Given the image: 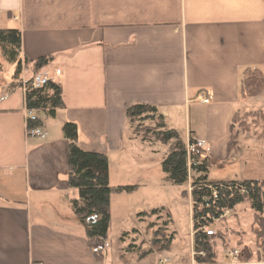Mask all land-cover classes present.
<instances>
[{
	"label": "crops",
	"instance_id": "1",
	"mask_svg": "<svg viewBox=\"0 0 264 264\" xmlns=\"http://www.w3.org/2000/svg\"><path fill=\"white\" fill-rule=\"evenodd\" d=\"M8 28L20 30L22 67L15 81L16 70L0 71V264L108 262V250L92 253L71 208L78 194L63 122L77 125L83 150L107 156L111 201L118 187L139 185L116 182L111 168L125 140L139 141L126 125L129 106L154 105L167 125L184 121L185 143L204 139L210 160L221 159L247 100L244 70L264 74V0H0V29ZM42 56L52 60L38 72L61 85L64 102L54 118L39 115L44 138L26 135L23 87L12 86L31 76L24 60ZM229 155L241 167L234 179L264 180L248 167L263 156Z\"/></svg>",
	"mask_w": 264,
	"mask_h": 264
},
{
	"label": "trees",
	"instance_id": "2",
	"mask_svg": "<svg viewBox=\"0 0 264 264\" xmlns=\"http://www.w3.org/2000/svg\"><path fill=\"white\" fill-rule=\"evenodd\" d=\"M0 53L6 63L15 66V81L22 67L19 29H0ZM51 60L52 57L42 56L34 61L25 59L24 64L32 71V76L47 66ZM29 84L28 79L24 95L25 106L36 114L37 119L27 124L29 127H36L41 125L39 115L54 118L57 112L64 108L62 88L59 83L52 80L36 89L31 88ZM12 86L15 88L21 86V83L13 82ZM241 92L250 96L264 93V74L258 67L244 70ZM125 118L127 127L136 138L152 144L159 142L166 146V154L161 162L162 170L166 174L165 180L173 185L189 183L192 248L195 253H204V256L197 255L196 262L216 264L219 261L218 245L227 246L229 237L235 238L234 246L241 248L242 257L258 258V254L251 249V244L243 242V231L215 229L214 233L207 234L203 228L213 230L214 223L223 219L220 216L224 211L235 212L238 205L247 203L252 211L250 226L252 240L264 249V180H208L209 158L195 154L188 157L186 143L181 133L167 126L164 116L154 105L133 104L126 109ZM231 121L227 152L233 155L241 151V137L248 139L257 134V130L261 128L260 124L264 123V111L260 108L246 109L242 106L233 113ZM61 131L67 142L68 183L78 194L77 198L70 200L71 208L85 230L88 246L93 247L107 239L110 225V196L113 188L109 185L108 158L105 154L86 151L79 146L78 129L74 122H63ZM133 188L122 186L116 190L130 192ZM158 211L154 209L150 213H140L139 216L155 214ZM172 239L173 235L166 233V225L163 224L153 231L150 245L139 253V258H146L153 253L169 252ZM133 247L135 245L130 244L128 248L133 251L131 250Z\"/></svg>",
	"mask_w": 264,
	"mask_h": 264
},
{
	"label": "rangeland",
	"instance_id": "3",
	"mask_svg": "<svg viewBox=\"0 0 264 264\" xmlns=\"http://www.w3.org/2000/svg\"><path fill=\"white\" fill-rule=\"evenodd\" d=\"M2 57L0 53V58ZM9 66V65H8ZM3 65L1 73L12 75L15 68H8ZM263 70V69H262ZM264 71V70H263ZM246 102L243 106L246 109H262L264 111V93L257 96H250L243 93ZM178 124V125H177ZM168 127L176 128L184 135V121ZM257 130L252 138H240L242 150L248 155L263 156L262 162L253 158L249 166L252 172H264V123ZM166 146L159 143H149L147 141L133 142L125 140L124 148L111 156V168L113 179L120 182L123 179L135 180L132 184H139L130 192H120L112 195L110 201V225L107 233L108 262L104 264H157L162 258L170 259L171 264H193L191 260L192 252V225H191V198L189 183L183 185H173L165 180L166 174L163 172L161 162L166 154ZM226 145L221 149V159L210 160L207 173L208 180L221 181L234 179L241 169L240 163H233L227 153ZM255 163V164H254ZM126 177H123V176ZM240 178L239 176H237ZM239 180V179H238ZM241 180V179H240ZM186 193H183V191ZM159 210L155 214L140 215V213H150L152 210ZM252 211L247 203H242L231 212L229 216L214 223L215 230H241L244 232L243 242L254 244L251 233ZM166 225V233L172 234V246L169 252L152 255L146 258H139V253L143 252L150 245L153 231ZM227 246L218 245L219 259L223 257V250L235 245V238L229 237ZM130 244L135 245L130 251ZM259 245V244H257ZM189 259L188 261H185Z\"/></svg>",
	"mask_w": 264,
	"mask_h": 264
},
{
	"label": "built area",
	"instance_id": "4",
	"mask_svg": "<svg viewBox=\"0 0 264 264\" xmlns=\"http://www.w3.org/2000/svg\"><path fill=\"white\" fill-rule=\"evenodd\" d=\"M55 74H60V70L56 69ZM28 79L30 80L29 86L31 88H35V89L44 86L45 84H47L51 80L53 81V79L50 77V75L47 72H43V71H40V72L33 74ZM28 79H25V80L21 79L22 81L20 82L21 86L23 87L24 95H25L26 90H27L26 81ZM198 99L202 103H209L211 100V96L210 95H206V96L200 95V96H198ZM36 119H37L36 114L33 111L26 109V135L44 138L46 136V132L43 130V128L41 126L29 127L27 124L29 121H35ZM186 150H187L188 157H190V155H192V154L199 155L201 157H206V155L209 154L207 142L204 139H192V138H190L188 140V142L186 143ZM189 159L190 158H188V160ZM214 194H215V192L213 193V195ZM229 215H230V212L228 210H226V211H224V213L220 217L225 218ZM203 230L207 234H212V232L213 233L215 232L214 229L211 230L208 227H204ZM108 247H109V242L107 240H105L103 243H100L96 246L91 247V251L94 254H103L108 249ZM252 250L256 254H258V258L255 257L253 259H245L244 257L241 256L242 250L240 247H238V246L228 247V248L223 250V257L220 258L216 264H264V249H263V247L261 245L254 244V246L252 247ZM197 255L204 256V253L203 252L195 253L192 249L191 260H192L193 264H200V263H197L195 260ZM170 262H171L170 259L162 258L158 261L157 264H171Z\"/></svg>",
	"mask_w": 264,
	"mask_h": 264
}]
</instances>
